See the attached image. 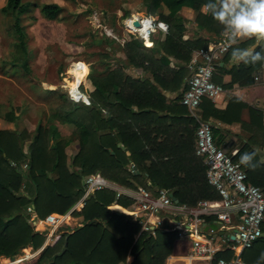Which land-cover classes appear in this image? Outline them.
Masks as SVG:
<instances>
[{"label": "trees", "instance_id": "16d2710c", "mask_svg": "<svg viewBox=\"0 0 264 264\" xmlns=\"http://www.w3.org/2000/svg\"><path fill=\"white\" fill-rule=\"evenodd\" d=\"M207 0H142L140 13H156L165 21L167 31L150 35L152 47H144L141 40L130 38L122 45L124 62L110 66L101 60L103 68L88 72L93 88L87 93L89 103L73 101L64 92L47 89L61 99L51 108L44 124L36 123L32 133L0 128V256L13 258L18 249L30 244L38 247L44 236L34 231L27 221V204H32L37 215L65 212L84 193L83 176L99 172L120 184L152 189L168 187L179 202L194 204L197 200L216 199L217 191L206 181L202 158L194 152L193 133L195 120L187 113L175 110L180 95L186 88L184 77L189 74L186 63L192 51L205 47L210 37L198 36L183 39L184 25L181 8L199 9ZM35 6L46 19L58 17L61 6L57 2L5 0L0 12L12 18L11 37L14 50L9 60L11 66L28 70L27 34L21 16ZM165 6L166 13L157 11ZM199 27L213 33H221L222 26L211 15L197 11ZM252 40L242 43L246 47ZM155 47L161 50L155 56ZM228 48L225 58L230 55ZM260 50V49H257ZM172 56L180 62L169 65ZM150 72L149 76H132L125 66ZM256 65L243 63L232 65L228 70L230 83L244 84L249 81ZM155 82L160 86L157 87ZM161 89L179 91L172 104L165 102ZM203 118L212 116L226 123L238 120L244 131L242 152H257L255 170L242 165L247 180L264 187V162L259 159L258 149L264 143L263 111L258 106L246 105L230 97L223 109L213 106L209 98H202ZM184 106V105H183ZM185 107V106H184ZM245 107L248 119L240 118ZM13 111L6 117L13 121ZM68 122L74 126L77 150L67 161L64 148L71 140L62 136L53 122ZM213 136L219 128L211 123ZM26 152L23 142L27 140ZM120 142V145H117ZM218 142V141H217ZM218 144V143H217ZM231 144L227 143L229 147ZM237 154V155H238ZM236 155V156H237ZM11 161V163L8 162ZM25 163L27 171L16 164ZM130 163L138 170L134 172ZM25 185L22 188V181ZM149 181V182H148ZM22 189V190H21ZM131 199L113 190L100 188L83 199L80 209L70 214L81 215V225L72 230L56 233L41 249L36 260L25 264H163L171 253L177 238L175 231H156L155 235L138 232V225L126 215ZM262 241L260 247L254 244ZM245 248L241 256L250 264H264V236ZM216 256H231L229 250H218Z\"/></svg>", "mask_w": 264, "mask_h": 264}, {"label": "built area", "instance_id": "2783aa9c", "mask_svg": "<svg viewBox=\"0 0 264 264\" xmlns=\"http://www.w3.org/2000/svg\"><path fill=\"white\" fill-rule=\"evenodd\" d=\"M131 17H136L140 25L133 26ZM161 23L165 25L164 28L159 27ZM127 24L135 29L145 26V34L130 32ZM123 26L144 43L156 29L164 33L168 28L165 21L143 14L129 15L123 21ZM226 51V42L221 33L205 47L195 49L187 64L190 74L186 79V88L180 95V102L196 122L194 152L202 158L206 181L217 191L218 198H202L194 204H187L174 201L170 195L171 191L162 186L152 189L142 186L122 187L99 172L83 176L85 190L76 201L79 206L83 205V199L92 191L108 188L114 191L115 197L124 195L131 199L126 206V215L138 225L136 236L141 232L155 235L156 231L160 230L175 231L177 236L183 235L190 239L186 253L168 254L163 264H249L240 256L241 250L250 247L258 238L264 236V189L247 180L246 172L236 157L238 149L225 150L217 144L211 121L203 118L198 111L202 97L213 99L222 91L221 85L213 80V73L217 59ZM68 93L73 101L89 103L88 96L83 92L81 93L86 99L80 95L74 97L69 90ZM26 209L29 213L34 212L32 204H28ZM160 211L164 213L160 214ZM65 220L64 213H48L38 222L48 225L45 241L48 242L53 232L63 225ZM210 222H217V227H210ZM45 226L42 228H46ZM218 230H224L220 234L224 245L221 248L214 238ZM224 249L232 251V255L216 256V251ZM31 255L32 253L27 251L21 258ZM14 261L15 259L11 260Z\"/></svg>", "mask_w": 264, "mask_h": 264}, {"label": "rangeland", "instance_id": "374dc122", "mask_svg": "<svg viewBox=\"0 0 264 264\" xmlns=\"http://www.w3.org/2000/svg\"><path fill=\"white\" fill-rule=\"evenodd\" d=\"M4 1L0 0V7ZM27 1L36 3L57 2L61 6L58 17L53 19L44 18L40 14L38 6L33 7L30 12L21 16V23L27 34L29 49L28 70L11 66L9 63L14 50L11 37L12 18L9 14L0 12V128L17 132L26 130L32 133L36 123L41 122L44 124L47 122L51 108L55 106L56 102L61 101V99L55 97L56 93L44 94L43 91L56 89L64 92L69 97L68 90L78 84L77 88L87 96V93L93 88L88 78V72L92 68H103L101 60H105L111 67L124 62V53L121 47L126 40L134 38V36L130 33L133 30L128 29L129 32L124 28L123 21L130 13H140L142 0ZM162 13H166L165 8H163ZM152 14L156 15V13ZM141 43L144 47H148L147 43L142 41ZM71 66H75L79 70L77 82H71L72 76L68 72ZM127 66L124 67V71L128 74L132 73L134 67L131 66L132 69H128ZM8 111H13L16 115L13 121L6 117ZM54 121L57 123V119H54ZM58 126L62 136L71 137L69 144L64 148L68 161L77 150V139L73 131L74 126L68 122L60 123ZM27 141L28 139L23 142L22 146L25 152ZM16 165L21 171H27V166L24 167L23 163ZM111 181L119 183L118 181ZM21 184L23 188L25 181L23 180ZM262 188L264 189V187ZM25 212L28 214L27 221L32 229L44 236L39 246H45L47 244L45 236L48 225L45 224V226L43 222L38 223L45 216H38L36 211L29 213L26 207ZM162 213L164 212L160 211V214ZM71 216H80L81 219H71L69 226L66 227L67 230L77 227L79 225L77 222L82 223L81 215L71 214ZM64 224L53 232L48 241L56 233L67 231ZM44 226L46 228H42ZM222 232L224 230L216 231L215 236L217 237ZM135 235L136 233L134 237ZM262 243V241H257L254 247L258 248ZM188 245L189 239L186 236H177L171 252L182 255ZM32 248L27 247V250H24L22 247L18 249V252L12 255V259L0 256V264L34 262L40 251L34 247ZM27 251L32 255L22 259L21 257ZM13 259H15L14 263L11 262ZM174 261L181 260L174 259ZM118 264H127V261Z\"/></svg>", "mask_w": 264, "mask_h": 264}, {"label": "crops", "instance_id": "0c3cea01", "mask_svg": "<svg viewBox=\"0 0 264 264\" xmlns=\"http://www.w3.org/2000/svg\"><path fill=\"white\" fill-rule=\"evenodd\" d=\"M202 6H203V4L200 5L198 10L197 9L192 10V9L184 7V8H181L178 11V13L182 16V19H183L182 20L183 25H184V29H183V32H182V38L183 39H194V38H196L198 36H203V37L207 36V37H210V40H213L220 34V33H213V32L207 31L205 28H203V27L201 28V27H199L197 25L196 20H195V16H196L197 11H200V12H203V13L205 12L203 10ZM163 8H165V6H161V8H159L157 11H161L162 12ZM166 12H167V9H166ZM135 14H143V13H139V12L130 13V15H135ZM143 15H145V14H143ZM147 15L152 17L153 19H159V18H156V15H154L152 13L151 14H147ZM154 32L159 33V37L161 38L163 32H161L158 29H156ZM253 43H254V41H251L250 43H248L246 45V47L252 45ZM147 44H148V47H152V45H153V43H152V41L150 39H149V43H147ZM193 52L194 51L191 52L190 58H191ZM160 53H161V50L158 49L157 47H155V53H154L155 56H158ZM190 58H189V60H190ZM169 59H170V62H169L170 66H172V67L178 66V64L180 62L178 59H175L172 56H169ZM188 61L186 63H183L187 68H188V66H187ZM232 65H236V64L232 61L230 55L225 58V56L223 54L217 59V62H216V65H215V70H214V73H213V80L216 83L221 85L222 91L220 93H218V95H216L213 99L209 98L210 101L212 102L213 106L215 108H217V109H223L226 106V103H227V101H228V99L230 97L237 98L238 100H240V102L244 103L245 106L246 105L258 106L263 111V125H264V62L260 63V66L258 68H256V69H254L251 72L249 81L244 83V84H238L237 82L229 84L230 83V79H231V75H230V72H229L228 69ZM127 67H128V69H132V67L129 66V65ZM189 74H190V70H189ZM130 75L139 76V77L149 76L152 79V75H151L150 72L143 71L140 68L132 69V73L130 72ZM188 75L184 77L185 83H186V79H187ZM255 76L257 78H255ZM155 84H156L157 87L160 88V86L156 82H155ZM179 91L175 92V91L161 89V92L164 93L165 96H166L165 102L167 104H172V102H174V98L176 97V95H178ZM44 94H47V93H44ZM202 98H201V101H200V104H199V109H198L200 115H201V112H202V102H203ZM205 98H208V97H205ZM175 110H180V111H182V113H187L189 115L187 108L184 107L183 105L176 106ZM240 118L243 119V120H247L248 119V112H247L245 107H243L241 109V111H240ZM206 119L210 120L213 125H215V126H217L219 128V132L217 133V135L214 136V140H215L216 143H218L219 145L223 146L225 148V150H229L231 148H237L238 151H239V147L242 145V142H244V135H243L244 131L241 129L240 122L238 120L232 121L231 123H226V122H222V121H220L217 118H214L212 116H209ZM53 122L57 125L58 130H59L58 124L67 123V122H59L58 120H57V123H56V121H53ZM59 133L61 134L60 130H59ZM193 139H194V142H195L194 133H193ZM227 143H230L231 145L228 147ZM117 145H120V142H117ZM263 150H264V143H263V146L258 149V151H259V159L264 162V151ZM243 153L244 152L238 154V152H237V154H238L236 156L237 159H239L240 155L243 154ZM130 167H132L134 172L138 171L136 168H133L135 166L132 163H130ZM117 185L125 187V186H123L122 184H119V183H117ZM154 187H157V186H154ZM154 187H152V188H154ZM165 188L169 189L171 191V193H172V189L171 188H168V187H165ZM172 195H173V193H172ZM80 207L81 206H79V204L77 202H75L73 205H71V207H69L65 212H63L65 214V219H66L65 220L66 223L64 224L65 225V230H67L66 227L69 226V224L71 222L70 221L71 219L73 220V218L74 219L80 218V216L72 217L71 214H70V212H71L70 210L72 208L78 210V209H80ZM33 209H34V207H33ZM34 211H35V209H34ZM50 213H58V212H50ZM66 224H68V225H66ZM77 224L80 225L81 223L77 222ZM263 229H264V226H263ZM70 230H72V228ZM135 237H136V235H135ZM214 238H215V243L217 245H219L220 248L222 246H224L223 243L221 242L220 235H218L217 237L215 236ZM176 239H175V241H176ZM189 246H190V239H189V245L187 246L186 251L184 253L187 252ZM27 247H30V249H33L30 244H27L25 247H23V249L26 250ZM43 247H44V245L36 247L35 249L41 251V249ZM242 250H241V252H242ZM241 252H240V256H241ZM184 253H182V254H184ZM170 254H175L176 255V253H172V252Z\"/></svg>", "mask_w": 264, "mask_h": 264}, {"label": "clouds", "instance_id": "9594fccd", "mask_svg": "<svg viewBox=\"0 0 264 264\" xmlns=\"http://www.w3.org/2000/svg\"><path fill=\"white\" fill-rule=\"evenodd\" d=\"M202 7L222 26L221 36L226 50L231 49L230 56L235 64L249 66L264 62V0H207ZM159 27L165 25L161 23ZM247 40L254 43L241 47ZM256 155L255 150L244 152L239 164L255 170L258 166L254 162ZM261 258L264 259V253Z\"/></svg>", "mask_w": 264, "mask_h": 264}, {"label": "bare ground", "instance_id": "6f19581e", "mask_svg": "<svg viewBox=\"0 0 264 264\" xmlns=\"http://www.w3.org/2000/svg\"><path fill=\"white\" fill-rule=\"evenodd\" d=\"M127 27H128V29H129L130 31L133 30L134 33H139L140 35L145 34V26H142V27H139V28L135 29L134 27H130V26L127 24ZM146 43H149V40H147ZM68 72H69V74L72 76L71 82H72V81H73V82H77V79H78V77H79V70H78V68L75 67V66H71V67H69ZM77 85H78V84H77ZM77 85L71 87V89L69 90L70 93H71L74 97H78V96L80 95V96H82L83 99H86V96L83 95V94L79 91V89L77 88ZM42 225H43V224H42ZM26 250H27V249H26ZM18 260H19V259H18ZM18 260H16V261H18ZM12 263H14V262H12Z\"/></svg>", "mask_w": 264, "mask_h": 264}, {"label": "water", "instance_id": "95a60500", "mask_svg": "<svg viewBox=\"0 0 264 264\" xmlns=\"http://www.w3.org/2000/svg\"><path fill=\"white\" fill-rule=\"evenodd\" d=\"M131 24H132L133 26H136V27L140 25V23H139V21H138V19H137L136 17H131ZM118 144H119V143H118ZM8 162L11 163L10 160H8ZM133 168H135V167H133ZM170 195H171V197H172V199H173L174 201H177V198H176V197H174L171 193H170ZM217 225H218L217 222H214V223H211V222H210V223H209V226L212 227V228H216ZM204 228H206V225H204Z\"/></svg>", "mask_w": 264, "mask_h": 264}, {"label": "snow or ice", "instance_id": "6c2138e0", "mask_svg": "<svg viewBox=\"0 0 264 264\" xmlns=\"http://www.w3.org/2000/svg\"><path fill=\"white\" fill-rule=\"evenodd\" d=\"M82 67V66H81Z\"/></svg>", "mask_w": 264, "mask_h": 264}]
</instances>
